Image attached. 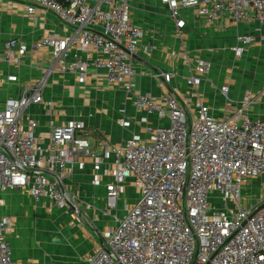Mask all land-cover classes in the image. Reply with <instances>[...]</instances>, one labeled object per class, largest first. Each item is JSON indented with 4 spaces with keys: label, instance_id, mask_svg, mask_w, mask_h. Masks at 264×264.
Returning a JSON list of instances; mask_svg holds the SVG:
<instances>
[{
    "label": "built area",
    "instance_id": "obj_1",
    "mask_svg": "<svg viewBox=\"0 0 264 264\" xmlns=\"http://www.w3.org/2000/svg\"><path fill=\"white\" fill-rule=\"evenodd\" d=\"M178 28L182 8L194 9L208 24L227 18L234 24L253 23L254 34L264 28V0H161ZM28 13L42 10L66 27L64 36L51 33L29 44L12 37L3 58L21 64L31 50H47L52 62L45 76L19 99L0 108V193L27 190L36 200L48 199L59 208L99 209L112 220L101 232V243L86 264H264V185L259 197L245 194L253 180L264 177V117L249 118L258 95L244 93L237 110L221 117L208 104L191 96L183 103L169 92L164 103L150 93L135 95L133 60L142 45L143 29L131 18L132 0H25ZM250 34L237 37L233 48L242 56L252 43ZM212 61L197 58L186 77L198 87L212 70ZM90 69L105 73L108 84L133 99L138 112L156 114L164 124L139 122L145 135L121 143L101 136L91 145L84 123L71 120L54 126L48 146L37 135L38 122L26 113L29 105L45 101L43 88L59 71L82 80ZM173 73L161 72L171 84ZM229 86L221 87L228 97ZM51 106L52 101L48 102ZM118 123L129 128L136 120L127 106ZM91 162L92 184L105 186V206L82 200L79 189L67 188L69 167ZM137 188L135 202L120 201ZM123 211V209H121ZM8 218H0V264H14L6 238Z\"/></svg>",
    "mask_w": 264,
    "mask_h": 264
},
{
    "label": "crops",
    "instance_id": "obj_2",
    "mask_svg": "<svg viewBox=\"0 0 264 264\" xmlns=\"http://www.w3.org/2000/svg\"><path fill=\"white\" fill-rule=\"evenodd\" d=\"M132 5L131 18L144 31L142 45L153 46L150 52L142 48L133 60L135 95L150 93L158 103H164L169 93L181 103L191 96L192 105L200 99L211 107L213 115L221 117L237 110L244 93L251 90L258 99L249 118L264 117V28L262 34H254L255 24L237 25L225 17L208 24L188 8L180 10L184 25L178 28L161 0H132ZM66 31L67 27L51 13H28L25 0H0V108L36 85L45 76L44 68L52 62L47 50H31L21 64L9 63L3 58L5 42L18 37L32 44L51 33L64 36ZM241 34H250L253 40L245 53L237 57L233 48ZM197 58L213 63L198 92L186 81ZM161 72L174 74L171 84L163 80ZM224 85L229 86V99L221 92ZM43 95L45 101L29 105L26 113L37 120V135L45 146L49 145L53 127L71 120L84 123L93 146L101 136L117 144L134 134L143 135L139 122L145 117L153 125L168 122L156 114L138 112L133 99L108 84L105 73L93 69L86 80L75 73L53 72ZM124 105L137 122L129 128L121 127L117 121L118 111ZM94 174L88 161L84 168L69 167L64 183L69 189H79L83 201L103 207L105 186L92 184ZM81 211L82 215H77L74 208L65 210L48 199L36 200L25 189L0 193V218L11 221L6 238L13 263L86 264L88 256L100 245L101 232L112 217L99 209L82 206Z\"/></svg>",
    "mask_w": 264,
    "mask_h": 264
},
{
    "label": "rangeland",
    "instance_id": "obj_3",
    "mask_svg": "<svg viewBox=\"0 0 264 264\" xmlns=\"http://www.w3.org/2000/svg\"><path fill=\"white\" fill-rule=\"evenodd\" d=\"M156 121L157 120H155L154 124L157 123ZM139 130H140V128L137 131H139ZM143 135H145L144 132H143ZM263 185H264V177L257 178L255 180H253V182L246 188L245 194L254 193V194H256V198H257V197H259V195L262 191ZM136 198H137V188L136 187L129 188V190L122 196V201L119 204L120 205L119 214L121 213L122 215H124L125 205L127 203L129 204V203L135 202ZM105 204H106V202L104 203V205ZM121 209H123V211Z\"/></svg>",
    "mask_w": 264,
    "mask_h": 264
},
{
    "label": "water",
    "instance_id": "obj_4",
    "mask_svg": "<svg viewBox=\"0 0 264 264\" xmlns=\"http://www.w3.org/2000/svg\"><path fill=\"white\" fill-rule=\"evenodd\" d=\"M73 208H75V210H76L78 213L80 212V210H79L78 207L74 206Z\"/></svg>",
    "mask_w": 264,
    "mask_h": 264
}]
</instances>
